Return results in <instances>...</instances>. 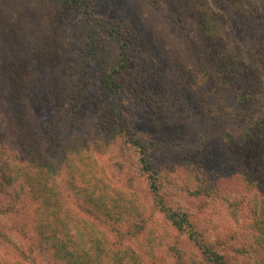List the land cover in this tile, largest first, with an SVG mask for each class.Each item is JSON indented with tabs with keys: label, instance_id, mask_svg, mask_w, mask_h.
<instances>
[{
	"label": "trees",
	"instance_id": "1",
	"mask_svg": "<svg viewBox=\"0 0 264 264\" xmlns=\"http://www.w3.org/2000/svg\"><path fill=\"white\" fill-rule=\"evenodd\" d=\"M180 1L193 14L198 43L195 47L186 43L174 46L154 34L156 43L180 84L194 96L223 151L232 159L238 180L251 193L246 202H227V212L234 220L238 213H248L249 222L243 233L250 234L247 237L250 246L248 250H237V254L246 257L241 264H264L261 70L230 47L225 13L217 9L218 0L215 7L211 0ZM227 2L230 9L245 13L247 7L243 0ZM49 6L57 9L54 18L48 14ZM93 7L94 0H0V67L8 89L7 115L11 127L18 132L22 152L28 157L24 172L0 162V189L20 180L31 186L38 203L34 232L40 247L48 251L57 264H147L145 258H140L130 247L111 244L100 228L102 224L125 227L122 232L115 231L118 237H136L146 230L141 202L103 182L97 174L95 157L89 149L85 152L87 147L77 140L70 141L61 154L59 166L53 167L41 154L44 135L33 127L26 113L27 101L56 108V101L63 98L74 122L87 102L86 114L97 116L98 127L110 140L120 139L121 149L137 148L139 174L148 181L154 208L176 231L187 234L202 260L206 264H238V261L229 262L212 245L199 239L197 232L191 229L188 215L171 209L161 197L159 173L146 156V146L132 137L130 128L120 119L118 98L127 94L134 101L144 103L155 115L160 111L174 112V108L159 92L158 79L150 65L137 56V53L145 55L146 47L138 33L125 22L94 17ZM72 11L82 17L79 27L72 31L80 39L73 67L88 73L86 67L91 64L94 73L91 78L83 75L81 82H67L58 75H48L43 84L37 77V66L55 68L74 52V40L67 29L70 26L61 28L62 21L68 19ZM44 85L47 95L39 96ZM105 93L114 99L113 104L100 112ZM154 114L152 118L157 117ZM163 150L166 151L162 148L160 152ZM61 169L66 171L64 183L82 203L79 211L83 213L59 207L56 172ZM199 193L200 190L194 192ZM147 235L151 246L156 239L151 233ZM170 251L178 252L175 246H171Z\"/></svg>",
	"mask_w": 264,
	"mask_h": 264
},
{
	"label": "rangeland",
	"instance_id": "2",
	"mask_svg": "<svg viewBox=\"0 0 264 264\" xmlns=\"http://www.w3.org/2000/svg\"><path fill=\"white\" fill-rule=\"evenodd\" d=\"M215 1L211 0L214 7ZM243 1L247 7L244 14L230 9L227 0H218L220 7L217 9L225 13L230 47L242 58L259 66L264 87V0ZM48 8L49 16L54 18L56 7ZM93 15L104 21L125 22L138 33L146 47L145 55L137 53V56L150 65L158 79L159 92L171 101L168 105L174 108V112L160 111L155 115L148 106L134 101L127 94L118 98L120 119L128 125L132 137L146 146V156L159 173V193L165 204L186 213L191 229L204 243L212 245L229 262L241 264L246 257L237 254V250H248L250 246L247 238L250 234L245 236L243 233L249 222L248 213H238L234 220L227 212V202H246L251 193L238 180L232 159L209 128L194 96L180 84L173 68L162 57L155 38L158 34L160 39H166L174 46L186 43L195 47L199 38L195 34L192 12L180 0H94ZM81 18L72 11L68 19L62 21L61 28L70 26L67 29L74 40V52L55 68L37 66V77L43 84L47 76L53 74L67 82H81L83 75L92 77L94 65L86 67L88 73L73 67L80 39L72 31L79 27ZM3 77L0 67V162L24 172L28 157L22 152L18 132L10 125L6 103L8 89ZM44 87L39 96L47 95L46 85ZM113 100L105 93L100 112L111 106ZM86 103L73 122L70 107L63 98L56 101V108L26 102L29 120L44 135L41 137V154L53 163V167L59 166L61 154L70 141L77 140L87 147L85 152L89 149L95 157L97 174L103 182L141 202L146 230L134 238H120L115 231L122 232L125 227L102 224L100 228L111 244L130 247L140 258H145L147 264H206L187 234L176 231L154 208L148 181L139 174L137 148L121 149L120 139L110 140L98 127L97 116L86 114ZM260 110L264 113V96ZM151 114L157 117L152 118ZM162 148L166 151L160 152ZM56 173V193L61 210L83 213L79 211L82 203L64 183L66 171L61 169ZM31 189L23 180L0 189V264H57L38 244L34 232L38 203ZM199 190L201 193L194 194ZM149 233L156 239L151 246L147 242ZM171 246H175L178 252H171Z\"/></svg>",
	"mask_w": 264,
	"mask_h": 264
}]
</instances>
